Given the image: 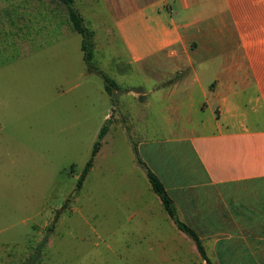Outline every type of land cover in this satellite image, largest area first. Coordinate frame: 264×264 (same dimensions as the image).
Returning a JSON list of instances; mask_svg holds the SVG:
<instances>
[{
	"label": "rangeland",
	"instance_id": "obj_1",
	"mask_svg": "<svg viewBox=\"0 0 264 264\" xmlns=\"http://www.w3.org/2000/svg\"><path fill=\"white\" fill-rule=\"evenodd\" d=\"M14 2L25 4L21 15L0 28V264H207L137 162L142 132L109 128L77 189L102 126L112 122L104 118L112 98L87 66L61 1L0 5ZM75 7L95 31L93 65L121 80L127 52L110 1ZM143 78L131 76L133 86ZM122 97L138 109L135 96ZM145 112L137 120L145 137L161 135L159 110ZM205 247L211 253V243Z\"/></svg>",
	"mask_w": 264,
	"mask_h": 264
},
{
	"label": "crops",
	"instance_id": "obj_2",
	"mask_svg": "<svg viewBox=\"0 0 264 264\" xmlns=\"http://www.w3.org/2000/svg\"><path fill=\"white\" fill-rule=\"evenodd\" d=\"M109 1L127 55L107 131L143 133L137 154L215 264H264V0Z\"/></svg>",
	"mask_w": 264,
	"mask_h": 264
},
{
	"label": "trees",
	"instance_id": "obj_3",
	"mask_svg": "<svg viewBox=\"0 0 264 264\" xmlns=\"http://www.w3.org/2000/svg\"><path fill=\"white\" fill-rule=\"evenodd\" d=\"M59 1H61L66 6L69 20L71 21L72 27L82 35L81 48H82V51L84 54V60L87 66L89 67L90 70L96 71L104 77L106 91L111 95L112 100H114V96L112 95L113 94L112 86L114 87L115 83L113 82V80L107 77L103 72L97 70L96 66L93 65V57H94V38H93L94 33L93 31L90 30V28L86 26L82 14L75 7V0H59ZM11 4H12V8H9V5ZM19 4L20 3L18 2H14V3H10L7 6L0 5V12L1 11L4 12V17H1V13H0V28L4 27L3 24H5V22H8V20H10V22L11 20L16 22L15 20L16 17L21 15L20 13L22 11V10H18L17 8L20 7L21 5H22V8L25 7L24 3L20 5ZM4 54L5 52L3 48L1 47V43H0V64H2V62H4V60L6 59L4 58ZM107 129H108L107 125L102 126L99 136H98V140L94 144V147L92 150V156L86 163L82 171V174L80 175L78 179L77 189H80L82 187V184L88 172L90 171L92 167L93 158L99 150L100 140L104 137ZM134 150L136 152L138 164H140L142 167L145 168L146 175L150 182L151 188L160 197L162 204L165 210L167 211L168 215L170 216V218L174 221V223L180 230L185 232L187 235H189L194 240L202 259L205 260L207 264H215L208 257L202 238H200V236L196 233L194 229H192L190 226H188L184 221L180 219L176 204L173 201V199L170 197V195L168 194L160 178L152 170H150L147 167L145 162H143V160L137 154L136 148H134Z\"/></svg>",
	"mask_w": 264,
	"mask_h": 264
},
{
	"label": "built area",
	"instance_id": "obj_4",
	"mask_svg": "<svg viewBox=\"0 0 264 264\" xmlns=\"http://www.w3.org/2000/svg\"><path fill=\"white\" fill-rule=\"evenodd\" d=\"M112 113H113V109H112V112H109L108 118L112 115Z\"/></svg>",
	"mask_w": 264,
	"mask_h": 264
}]
</instances>
